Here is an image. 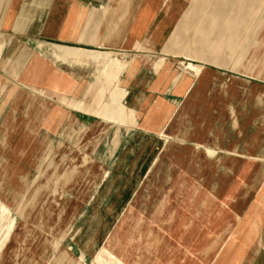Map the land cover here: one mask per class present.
Wrapping results in <instances>:
<instances>
[{"label": "crops", "instance_id": "obj_1", "mask_svg": "<svg viewBox=\"0 0 264 264\" xmlns=\"http://www.w3.org/2000/svg\"><path fill=\"white\" fill-rule=\"evenodd\" d=\"M193 1L0 0L2 175L20 184L48 170L51 176L72 157L52 148L87 134V145L95 144L90 190L64 239L83 253L84 264H96L103 248L123 264H255L259 258L264 221L244 217L255 202L229 199L243 191L225 182L229 159L254 158L261 185L264 94L245 72L252 51L228 67L203 62L210 66L197 76L179 73L175 58L182 55L166 44ZM243 1L252 2L256 15L259 0ZM121 55L127 56L119 79L123 103L134 123L58 102L87 104L99 78L109 80L101 64L122 62L115 58ZM80 172L77 165L69 176ZM153 175L159 183H149ZM55 176L66 178L67 169Z\"/></svg>", "mask_w": 264, "mask_h": 264}, {"label": "rangeland", "instance_id": "obj_2", "mask_svg": "<svg viewBox=\"0 0 264 264\" xmlns=\"http://www.w3.org/2000/svg\"><path fill=\"white\" fill-rule=\"evenodd\" d=\"M259 3L257 13L256 7L250 6L256 13L253 15L249 9V4L251 5L252 2L212 0L210 4L209 0H194L180 18L166 44L167 48H173L170 53L175 56L182 55L180 58H175L179 73L197 76L203 66H210L203 62L228 67L234 57H237L240 63L242 60L240 58L246 57L248 52L252 51V58L248 61L251 63L244 65L245 72L255 78L252 79V87L260 91L261 95L264 94V0H259ZM115 58L122 62L112 66L120 69L107 82H102V76L99 78L89 91L92 93L88 97V103H85L87 106L84 102L64 97L59 98L58 102L73 109L95 114L113 123H134L133 111H128L123 103L126 91L122 89L119 81L126 67L127 56L121 55ZM103 69L104 64H101L100 73ZM98 92L103 102L88 106L92 102V97ZM104 101L111 105V112H108ZM86 136L87 134L83 135L77 144L53 147L50 151L52 154L57 152L60 156L68 154L74 158L67 160L65 166H60L55 173L57 175L67 169L66 178L56 177L53 169L51 176H49L50 170L47 171L48 176L35 174L27 179L24 185L20 184L19 179L3 176L2 172H6L3 171L5 169L3 165L6 163L0 162V203L4 205L0 210V264H84L83 253L68 249L64 239L69 226L81 211L80 205L85 199V188L90 190L92 170L89 156L94 151L95 144L87 145ZM209 151L213 154V151ZM50 152L46 150L48 155L46 157L50 156ZM82 154L88 155L87 164H81ZM253 159H229L230 170L225 183L229 187L243 191L237 194L229 193V199L238 195V198L242 197L247 203L255 202L253 207L244 210V217H259L263 222L264 178L258 188L256 184H258L259 162ZM172 163L177 166L176 162ZM261 163L264 166V162ZM77 165L81 172L69 176ZM149 183H159V178L153 175ZM254 183L255 186H252ZM55 189L57 191L54 192ZM253 189L256 191L252 192ZM13 216L16 217L17 222L8 227ZM249 227L251 228V225ZM258 250L259 258L255 264H264V239L259 242ZM86 263L92 262L88 260ZM95 263L123 264L107 248L99 251Z\"/></svg>", "mask_w": 264, "mask_h": 264}, {"label": "bare ground", "instance_id": "obj_3", "mask_svg": "<svg viewBox=\"0 0 264 264\" xmlns=\"http://www.w3.org/2000/svg\"><path fill=\"white\" fill-rule=\"evenodd\" d=\"M100 56H104L103 58H107V56H108V54H99ZM106 56V57H105ZM109 58V57H108ZM113 61V58H110L109 60H107L105 63H104V69L102 70V73L103 72H107L106 74H107V76H108V78H110V77H112V75L113 74H116V72H117V70H119L120 68L119 67H113V66H110L109 64H108V62L110 63V62H112ZM101 73V74H102ZM103 79V78H102ZM103 102V99L102 98H100V97H97L96 99H95V101H94V104L93 105H88V106H94V105H97V104H100V103H102ZM105 102L106 101H104V104H105ZM83 103V102H82ZM84 105L85 106H87L85 103H84ZM106 105H107V107H108V112H111V110H112V107H111V105H109L107 102H106ZM3 143V142H2ZM50 161V160H49ZM51 164V163H50ZM49 167H50V165H49ZM41 176V175H40ZM4 208V205L2 204V203H0V210H2ZM21 213V212H20ZM19 213V214H20ZM23 214V213H22ZM21 214V215H22ZM17 222V219H16V217H12L11 219H10V223H9V226L8 227H11L12 225H14L15 223ZM8 227H7V229H8ZM1 229V228H0ZM3 231V230H2ZM2 238V237H1ZM1 242V241H0Z\"/></svg>", "mask_w": 264, "mask_h": 264}]
</instances>
